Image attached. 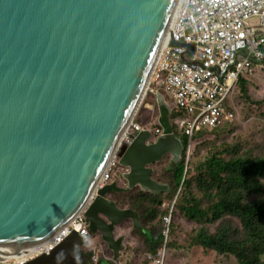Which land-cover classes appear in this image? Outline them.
<instances>
[{"label":"water","instance_id":"1","mask_svg":"<svg viewBox=\"0 0 264 264\" xmlns=\"http://www.w3.org/2000/svg\"><path fill=\"white\" fill-rule=\"evenodd\" d=\"M177 0H0V254L38 247L78 211L117 257L131 208L111 192L138 187L159 193L153 164L183 144L171 108L156 95L158 135L150 129L120 137L138 111ZM172 44V43H171ZM145 87V88H144ZM114 155L126 187L101 174ZM72 231L49 253L24 264H99L76 250Z\"/></svg>","mask_w":264,"mask_h":264},{"label":"trees","instance_id":"2","mask_svg":"<svg viewBox=\"0 0 264 264\" xmlns=\"http://www.w3.org/2000/svg\"><path fill=\"white\" fill-rule=\"evenodd\" d=\"M244 78L240 76L236 85L238 94L244 100H255L254 104L264 113V97L254 99ZM179 116L180 110L173 108L170 121L184 146L181 159L174 162L164 155L154 164L153 178L168 184L169 190L151 193L134 187L120 193V207L131 208L140 219V227L132 229L140 241L139 264H150L144 252L155 254L163 244V217L172 200L165 264H171L178 253L193 246L200 247L202 254H214L213 264H224V259L235 264H264V154L252 153L250 149L242 152L237 146L223 143L186 167L188 136L177 129ZM231 125L198 127L191 139L207 132H221ZM164 202L169 206L164 207ZM127 221L116 226V235L126 228ZM106 264L114 262L108 260Z\"/></svg>","mask_w":264,"mask_h":264},{"label":"built area","instance_id":"3","mask_svg":"<svg viewBox=\"0 0 264 264\" xmlns=\"http://www.w3.org/2000/svg\"><path fill=\"white\" fill-rule=\"evenodd\" d=\"M167 39L151 70L148 88L151 82L162 85L169 103L182 113L178 124L189 142L198 127L217 128L233 123L235 112L229 99L240 76L264 65V0H180ZM141 129L132 117L121 134L120 145L130 142L129 133ZM153 132L158 134L160 129L154 128ZM113 162L103 170L99 186L110 180ZM173 202L163 217V244L155 254L145 253L150 264H165ZM72 231L94 248L92 258L96 260L102 248L81 210L42 246L15 256L0 254V264H24L47 254Z\"/></svg>","mask_w":264,"mask_h":264},{"label":"rangeland","instance_id":"4","mask_svg":"<svg viewBox=\"0 0 264 264\" xmlns=\"http://www.w3.org/2000/svg\"><path fill=\"white\" fill-rule=\"evenodd\" d=\"M257 78L258 79L255 80L257 85L250 92L251 96L254 99L261 98L264 96V70L258 72ZM155 85L158 86V90L162 89V85L160 83L151 82L147 90V95L144 98V100L146 99L147 101L148 98L154 100L152 95L149 96V93H151L150 91H152L153 93L155 92V87H154ZM234 93H235L234 102H235L236 113L232 125L230 127H227L225 130L221 132L204 133L199 138L191 139L190 142L188 139L187 144L185 145L186 167L191 165L193 162H196L199 159L203 158L206 153L214 151L216 148H220L223 145V143H228L230 146H237L242 152L246 151L247 149H250L252 153H258L259 155L264 154V126L259 125L261 123L264 124V113L259 110L256 104H254L255 100L242 99L241 94H238V90L236 88L234 89L233 94ZM144 115L148 116V112L145 111ZM138 120H139V114L136 113V115L133 117V121L138 123L139 122ZM154 123L155 121H151L150 123L146 124V128L151 130ZM188 144H190L189 150L187 149ZM125 145L126 144L124 142L121 143L120 147L116 150L115 153L120 152L122 147ZM166 155H169L171 159L170 154H166ZM116 159L117 157L114 155V162L115 161L117 162ZM180 159L181 157L179 158V160ZM154 164H153V171H154ZM153 176H154V172H153ZM93 234H94L93 235L94 238L100 245L106 244L102 240V238L100 239L98 237V235H100L99 232H94ZM199 250H201L200 247L196 248L195 246H193L192 248H190V250L184 251L182 253H178L177 258L172 259L170 262L171 264H174L175 262L176 264H213V261L215 262L214 254H207V255L204 253L202 254V252ZM223 263L235 264L229 259H224Z\"/></svg>","mask_w":264,"mask_h":264},{"label":"crops","instance_id":"5","mask_svg":"<svg viewBox=\"0 0 264 264\" xmlns=\"http://www.w3.org/2000/svg\"><path fill=\"white\" fill-rule=\"evenodd\" d=\"M263 70H264V65L255 66L254 71L251 74L242 75V76H245L244 79L247 81L246 86H247L248 92H251V90L254 89V87L257 85V83L255 82V80L258 79L257 78V74H258L259 71H263ZM154 87H155V92L153 93L152 91H150L151 93H149V96L152 95L154 100H152L151 98H148L147 101H146V99L144 100V98L147 95V90L148 89L146 90V94H145V96L143 98V101H142L143 104L141 103L142 105H140V107H139V108H141V110H140L141 111V115L139 117L138 124H140V126H142V129H144V128H146V124L150 123L151 121H155V123L152 126V129L150 131L153 133V135H158L161 132V128L157 124L158 111H157V105H156V99H155L156 95L155 94L157 92H160L162 94V96H164L165 101L167 102V104L171 108V113H172V109L175 108V107H173L169 103V100H168L165 92L163 91V89H159L158 90V86L157 85H155ZM235 88H236V86H235ZM250 95H251V93H250ZM234 98H235V93L234 94L232 93V95H231V97L229 99V102H230L231 107L235 110V113H236ZM150 103H152V104H150ZM139 108H138V110H139ZM145 111L148 112V116L144 115ZM136 113L132 117H134L136 115ZM181 114L182 113L180 111V116H181ZM179 117L176 120L177 129L179 131H182L181 128H180V125L178 124ZM142 118H143V121H142ZM149 118H150L149 121L144 122V121L148 120ZM223 126H225V125H223ZM157 127L160 129V132L158 134H155L153 132V130H154V128H157ZM146 129H148V128H146ZM124 171H125V169H122V167L120 165H118L117 162L115 161L114 163L111 164V171H110L111 177H110L109 181H116L118 186H120L122 188H125L126 187V182L121 177V175L124 173ZM123 192H126V191H123ZM120 193L121 192H117L116 193V191H114V192H111V193H109L107 195V198L109 200L113 201L119 209L124 207V206L120 207L121 206L120 203L122 202V198L120 196ZM163 206L164 207H168L169 203L164 202ZM124 209H126V207ZM138 219H139V216H138ZM127 220L128 221L126 222V228H124L122 230H118L117 231L118 234L116 235L115 234L116 227H115L114 232H113L114 233V235H113L114 238L121 237V249L117 253V257L114 256L113 251L108 248L107 244L101 245L102 253L98 254V258L96 260H94L92 258L95 263L99 262V264H106V262L108 260H111V261L114 262V264H139L137 252L139 250L140 241L135 237V235L132 232V229L135 228V226H133V224H132V220H130L129 218H127ZM98 237L101 239L100 235H98ZM72 245H73V247L76 250H78V251H80V252H82L84 254H88V255L91 256L94 253H96L94 248L90 247L86 243V240L84 238H83V241H80L77 238L74 239V241L72 242ZM127 246H129V247H127ZM145 252H144V254H145ZM175 258H177V257H175Z\"/></svg>","mask_w":264,"mask_h":264},{"label":"bare ground","instance_id":"6","mask_svg":"<svg viewBox=\"0 0 264 264\" xmlns=\"http://www.w3.org/2000/svg\"><path fill=\"white\" fill-rule=\"evenodd\" d=\"M179 3H180V0H177V1H176L175 8H174L173 15H174V13L176 12V8L178 7ZM173 15H172V17H173ZM171 19H172V18H171ZM150 78H151V73H150V75H149L148 82L150 81ZM144 88H145V87H144ZM146 90H147V89H146ZM129 134H131V133H129ZM43 243H44V242H43ZM43 243H42V244H40L39 246H42V245H43Z\"/></svg>","mask_w":264,"mask_h":264},{"label":"clouds","instance_id":"7","mask_svg":"<svg viewBox=\"0 0 264 264\" xmlns=\"http://www.w3.org/2000/svg\"><path fill=\"white\" fill-rule=\"evenodd\" d=\"M109 182V181H108Z\"/></svg>","mask_w":264,"mask_h":264}]
</instances>
